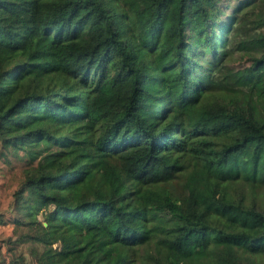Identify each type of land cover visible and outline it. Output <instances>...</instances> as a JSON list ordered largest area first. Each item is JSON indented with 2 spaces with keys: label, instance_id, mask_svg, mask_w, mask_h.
Segmentation results:
<instances>
[{
  "label": "trees",
  "instance_id": "trees-1",
  "mask_svg": "<svg viewBox=\"0 0 264 264\" xmlns=\"http://www.w3.org/2000/svg\"><path fill=\"white\" fill-rule=\"evenodd\" d=\"M121 3L127 21L107 0H0L8 263L27 244L28 264H256L264 0L221 24L218 0Z\"/></svg>",
  "mask_w": 264,
  "mask_h": 264
},
{
  "label": "rangeland",
  "instance_id": "rangeland-1",
  "mask_svg": "<svg viewBox=\"0 0 264 264\" xmlns=\"http://www.w3.org/2000/svg\"><path fill=\"white\" fill-rule=\"evenodd\" d=\"M241 0H218V4H217V9H216V13L219 15L218 18V23L221 24L222 22L226 21V19H228V17L230 16V13L232 11V9L235 7V5L240 2ZM108 3H116L119 5V8L121 10H123V12L125 13L124 16V20L127 21L129 16L126 17V8L122 5L121 0H107ZM230 34V33H229ZM228 34V36H229ZM141 48H144L143 46H140ZM145 49V48H144ZM147 53V52H146ZM151 53V52H150ZM191 54L194 55L197 59H199L200 61H205L207 59H210L209 56H205L201 50L200 47H196L195 49L193 48L191 51ZM147 55H149V53H147ZM233 56H237V53L233 54ZM246 62H244L243 64H245ZM232 64L235 66H239L242 64V59H240V57H235L232 59ZM204 73L202 69H195V74L198 76L197 80H200L199 76H201V74ZM199 86L201 87V99H208L210 97H212L213 95L218 94V89H215L214 86L211 85H207L208 83L204 84L200 81L198 82ZM20 168L21 165L18 163H15L13 168L10 169L9 165H5L2 161H0V195H5V197H9L8 195H11V192L13 191L16 182L18 180V178L20 177ZM226 192L230 195H233V193H231L230 191L226 190ZM246 193V198L250 199L252 197V195H249V193L245 190ZM255 197L257 198L258 195H255ZM258 201V198H257ZM7 235H4V237H6ZM155 242V239H152L150 241V245L153 246ZM27 244H22L20 246H17L14 250V254H23L26 257L25 260V264H28V248H27ZM4 251L7 253V258H3L4 260H2L0 262V264H9L8 262L10 261V253L7 251V245L4 244L3 247ZM10 255V256H9ZM14 255V256H15ZM261 259H253V261H256V264H264V256L260 257ZM6 259H8V261H6Z\"/></svg>",
  "mask_w": 264,
  "mask_h": 264
},
{
  "label": "crops",
  "instance_id": "crops-1",
  "mask_svg": "<svg viewBox=\"0 0 264 264\" xmlns=\"http://www.w3.org/2000/svg\"><path fill=\"white\" fill-rule=\"evenodd\" d=\"M9 197H5V195H0V212H4L7 215V207L11 200V195H8ZM5 215V217H6ZM13 233V228L11 223H8L6 221L0 223V262L4 260L3 258H7V253L4 251V243L2 242V238H4V235L10 236ZM8 261V259H6Z\"/></svg>",
  "mask_w": 264,
  "mask_h": 264
},
{
  "label": "bare ground",
  "instance_id": "bare-ground-1",
  "mask_svg": "<svg viewBox=\"0 0 264 264\" xmlns=\"http://www.w3.org/2000/svg\"><path fill=\"white\" fill-rule=\"evenodd\" d=\"M128 59V58H127Z\"/></svg>",
  "mask_w": 264,
  "mask_h": 264
}]
</instances>
